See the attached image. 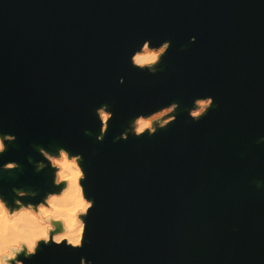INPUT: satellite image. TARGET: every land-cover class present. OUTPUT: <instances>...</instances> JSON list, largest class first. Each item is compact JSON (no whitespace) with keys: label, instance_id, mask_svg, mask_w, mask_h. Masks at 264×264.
Here are the masks:
<instances>
[{"label":"water","instance_id":"obj_1","mask_svg":"<svg viewBox=\"0 0 264 264\" xmlns=\"http://www.w3.org/2000/svg\"><path fill=\"white\" fill-rule=\"evenodd\" d=\"M144 39L172 42L156 73L130 61ZM173 100L166 126L113 139ZM0 133L10 208L66 186L35 171L38 145L82 154L93 203L82 247L41 241L22 264H264V0H0Z\"/></svg>","mask_w":264,"mask_h":264},{"label":"clouds","instance_id":"obj_2","mask_svg":"<svg viewBox=\"0 0 264 264\" xmlns=\"http://www.w3.org/2000/svg\"><path fill=\"white\" fill-rule=\"evenodd\" d=\"M196 40L195 35L189 37L190 42ZM146 42H148L146 44ZM171 40L164 39L158 44H153L151 40L144 39L139 48L135 49L134 52H138L142 46H150L151 48H159V53H153L149 57H142L140 55L135 56V63H133V53L131 54L130 61L134 67H138L141 70H146L150 73H156L158 71V65L161 61L163 55L171 46ZM162 45V46H161ZM124 77L121 76L119 81L123 83ZM207 97L206 106H203L201 111L192 112L191 108L188 109V114L193 119L198 120L206 111L213 105L214 97L212 95L197 96ZM178 101L173 100L172 102L157 108H166L170 113L169 118L163 121L157 126L149 130L143 120H137V117L141 115H136L129 123L126 131L120 133L119 137H114L113 139L127 138L129 132L134 135H140L147 133L149 135L156 132L158 127L166 126L170 121L176 119L174 110L178 107ZM169 106H171L169 108ZM106 108L107 112L110 114L105 118V127H101L100 124V134L97 139H102L103 134L108 128V121L110 117L113 116L112 110L108 107L107 103L100 104L96 109ZM155 110V111H156ZM98 115V113H97ZM100 121V115H98ZM87 132V130H85ZM16 139L15 133L12 135H7L0 133V153H4L6 150V141H14ZM264 142V136H260L256 143ZM39 153L44 159H37L34 161V169L39 172L45 168V161L48 162L50 166L54 168V183L57 185H62V182L75 183L78 179H83V171L77 167L72 168V164L83 159L80 152H74L72 155V160L69 161L68 152L65 151V147H58L55 153L49 155V150L43 146H37ZM30 163L33 162L31 156L28 157ZM17 163L4 162L0 164V168L5 170L18 168ZM260 180L256 181V186L259 188L262 186ZM15 192H19V195L23 197L25 195L24 191H20L17 188L13 189ZM35 196V191L32 192ZM16 207L11 208L6 204L3 198H0V264H22L21 259H18V254H23L24 257L28 255H35L37 252L38 244L42 241L47 244L50 241L56 245L65 242L67 245L72 247H82V240L85 233V225L83 223V217L93 206L92 201L86 200L83 195H81V187L78 185L76 189L75 197L68 195V189L65 188L64 191L57 194L47 195L44 202L38 204H33L31 202H21L20 199L15 201ZM80 257V261L81 258ZM88 264H92V261L88 260Z\"/></svg>","mask_w":264,"mask_h":264},{"label":"rangeland","instance_id":"obj_3","mask_svg":"<svg viewBox=\"0 0 264 264\" xmlns=\"http://www.w3.org/2000/svg\"><path fill=\"white\" fill-rule=\"evenodd\" d=\"M146 49L154 50L156 52L157 49H159V48H155L154 49V48H150V47L146 46ZM156 53L158 54L159 53V50ZM206 103H207V99H201V101L200 100H197L196 106L192 110V112H199V111H201L202 107L203 106H206ZM102 113H108V112H106L105 110H101V114ZM169 115H170V113L168 112V110L166 108H164V109H162L160 111H157V112H155V113H153V114H151L149 116L144 117V118H150V121H151V122H149L150 124L147 125L146 127L148 129H150V130L154 129L157 124H159V123H161L163 121H166L169 118ZM137 120L139 121V118H137ZM68 157H69L70 160H72V157H70L69 155H68ZM76 163H78L80 169L82 170V168H81V166L79 164V161L76 162ZM73 185L76 186V188H77L78 185L82 188V184L80 183V179H78L75 183H73ZM62 192H63V190L60 193H62ZM82 193H83V191H82ZM83 196H84V193H83ZM84 198H86V197L84 196ZM83 223H84V221H83Z\"/></svg>","mask_w":264,"mask_h":264},{"label":"bare ground","instance_id":"obj_4","mask_svg":"<svg viewBox=\"0 0 264 264\" xmlns=\"http://www.w3.org/2000/svg\"><path fill=\"white\" fill-rule=\"evenodd\" d=\"M146 44H147V42H146ZM159 49H157V51H158ZM156 51V52H157ZM154 50H149V49H146V46H143V49L141 50V51H138V52H136L135 54H134V56H133V60H134V62H135V56L136 55H140V56H142V57H149V56H151L153 53H156ZM157 54V53H156ZM198 100H200L201 101V99H198ZM164 111V110H163ZM109 114L108 113H102V118H103V120L105 121V118H106V116H108ZM139 118V120H143L144 121V123H145V125L147 126V125H149L150 123L149 122H151L150 121V118H144V117H142L141 115L138 117ZM69 161H71L70 159H69ZM77 167H79V165H78V163H74V164H72V168L73 169H75V168H77ZM80 168V167H79ZM66 183V186L64 187V189L65 188H67L68 189V195L69 196H72V197H75V195H76V186H74L73 185V183H69V182H65ZM64 189H63V191H64ZM82 191H83V188H81V195H83V193H82ZM54 194H57V195H59V194H61V193H54ZM84 197V196H83ZM86 199V198H85ZM86 200H90V199H86ZM91 201V200H90Z\"/></svg>","mask_w":264,"mask_h":264}]
</instances>
